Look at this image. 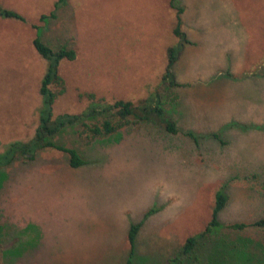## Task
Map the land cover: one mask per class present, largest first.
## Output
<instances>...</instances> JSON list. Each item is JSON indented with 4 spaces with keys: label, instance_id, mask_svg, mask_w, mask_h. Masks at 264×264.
<instances>
[{
    "label": "rangeland",
    "instance_id": "obj_1",
    "mask_svg": "<svg viewBox=\"0 0 264 264\" xmlns=\"http://www.w3.org/2000/svg\"><path fill=\"white\" fill-rule=\"evenodd\" d=\"M0 3L25 17L0 16V151L30 139L39 122L47 59L33 44L37 35L77 51L60 63L65 90L55 114L82 111L94 100L90 93L136 102L157 89L166 108L92 143L65 131L59 138L87 158L80 166L50 147L34 161L2 168L0 264H125L127 231L139 220L133 264H167L186 236L207 224L217 190L227 195L221 231L264 242V227L229 226L264 214V0ZM177 7L192 43L172 68L178 84L167 85L161 77L167 47L179 41ZM184 9L193 16L181 18ZM244 43L254 53H245ZM245 67H257L255 79H246L254 72ZM251 100L262 118L249 117ZM169 121L175 133L166 130ZM217 242L200 244L204 259L226 252Z\"/></svg>",
    "mask_w": 264,
    "mask_h": 264
},
{
    "label": "trees",
    "instance_id": "obj_2",
    "mask_svg": "<svg viewBox=\"0 0 264 264\" xmlns=\"http://www.w3.org/2000/svg\"><path fill=\"white\" fill-rule=\"evenodd\" d=\"M61 1V0H60ZM174 0H171L173 5ZM59 4V3H58ZM177 23L173 32L179 37V41L170 47H167V63L163 71L161 81L167 85H177L172 68L177 56L187 41L186 33L180 28V12L182 7H177ZM52 14H55L52 12ZM0 16L17 18L25 20L23 14L11 7H6L0 3ZM42 18L48 17L45 14ZM33 44L37 51L47 59V67L39 84L42 94V105L39 109V122L35 134L30 139H15L5 144L0 151V172L1 169L13 164L17 159L34 161L40 150L46 148H56L65 152L71 166L77 167L87 162L84 152L76 145L67 144L59 138L67 130H74L80 135H85L88 141L92 143L95 140L107 137L116 133L124 126L132 123L134 119H148L150 115L161 117L165 107L161 91L155 90L151 94L138 99L136 102L128 99L119 98L114 101L97 99L94 93H90V101L85 109L80 112H62L54 113V102L57 96L65 90L63 76L60 73V63L65 59H75L77 51L74 47L61 44L57 47L42 39L40 35L34 37ZM52 83L60 84L59 91L54 90L50 85ZM166 109V108H165ZM166 130L169 133L177 131L176 125L169 121L165 123ZM216 135V134H215ZM2 177L0 176V187L2 186ZM227 195L222 190L215 193V203L211 211L210 219L203 229L186 236L179 245L176 253L168 259L167 264H232L227 257L233 251L237 264H264V242L254 240L251 237H231L228 233L221 231L224 222L219 219V211L224 207ZM147 214V213H145ZM142 220L132 222L127 231L129 248L125 264H133V255L136 251V239ZM248 225L264 227V214L251 222H232L229 226L234 230H243ZM204 241H218L216 253L204 259L198 248ZM229 251V252H228Z\"/></svg>",
    "mask_w": 264,
    "mask_h": 264
},
{
    "label": "crops",
    "instance_id": "obj_3",
    "mask_svg": "<svg viewBox=\"0 0 264 264\" xmlns=\"http://www.w3.org/2000/svg\"><path fill=\"white\" fill-rule=\"evenodd\" d=\"M183 11H185L186 13H187V9H184ZM186 13L184 14V13H182L183 15H182V17L181 18H190V16H193L192 14H188L187 13V16H186ZM206 34H208V33H206ZM186 35H187V37H188V41H184L183 42V46H182V48H181V50H180V52L179 53H181V52H183V50L190 44V43H192V41L190 40V39H192V38H190L189 36H188V34L186 33ZM209 35V34H208ZM234 35V34H233ZM232 35V36H233ZM235 36V38H237V39H239L241 36H239V37H237L236 35H234ZM243 38V37H242ZM242 38H240V39H242ZM228 39V38H227ZM196 43V42H195ZM226 45L227 46H229V44L228 43H226ZM243 47H244V52L245 53H254V48L252 49V48H248V47H246L245 46V43H244V45H243ZM175 63V62H174ZM245 65V64H244ZM174 66V65H173ZM246 66V65H245ZM245 69H251V68H246L245 67ZM216 70H218V72L220 71V67L219 68H217ZM254 71H249V73H251V72H254V73H252V74H250V76L249 77H246V79H248L249 80V78H253V79H255V77H252V75L253 74H255V72L258 70L257 69V67H255L254 69H253ZM259 71V70H258ZM260 74H261V72H260ZM254 82L255 81H250V82H247V85L248 84H251V85H253L254 84ZM226 101V100H225ZM227 102V101H226ZM250 104H252L253 106L250 108V112L248 113L249 114V117L251 118V119H258V118H262V112L261 111H259V110H256L255 108H254V105L256 106V102H255V100H251L250 101ZM230 115V114H229ZM245 116V115H244Z\"/></svg>",
    "mask_w": 264,
    "mask_h": 264
}]
</instances>
